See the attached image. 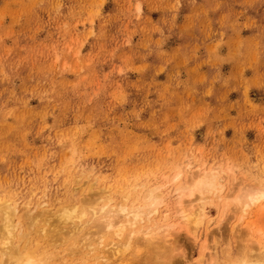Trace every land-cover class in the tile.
Instances as JSON below:
<instances>
[{
  "label": "rangeland",
  "instance_id": "374dc122",
  "mask_svg": "<svg viewBox=\"0 0 264 264\" xmlns=\"http://www.w3.org/2000/svg\"><path fill=\"white\" fill-rule=\"evenodd\" d=\"M187 169L220 186L193 234L174 230L179 264L264 247V200L234 201L264 190V0H0V198L30 210L28 241L44 226L71 256L86 229L70 236L63 209Z\"/></svg>",
  "mask_w": 264,
  "mask_h": 264
},
{
  "label": "bare ground",
  "instance_id": "6f19581e",
  "mask_svg": "<svg viewBox=\"0 0 264 264\" xmlns=\"http://www.w3.org/2000/svg\"><path fill=\"white\" fill-rule=\"evenodd\" d=\"M185 174L183 178L176 175L167 183L163 184V182L143 192L140 189V192L137 193L138 189L135 187L132 195L124 194L126 190L123 192L120 189L119 191L123 195L113 205H109L112 203L111 197L105 202H103L104 199L96 197L86 198L71 209H63L59 218L69 224L68 234L75 236L86 229V234L84 233L80 240H84L87 244L71 243L63 250L71 256L66 255L65 257L61 255V248L59 251L57 248L49 246L48 243L41 242L46 236L44 226L38 232L40 241L32 242L30 239L28 241L27 227L23 218L28 219L30 210L27 209L25 212H21L22 214L16 215L19 207L15 204H8L3 198H0V264H76V260L72 262L74 256L83 254L93 257L92 254H95L97 250H102L107 246H112V252L115 255L119 254L120 258L110 261L108 257L96 254L93 264H179L183 249L182 243L179 242L180 239L174 235L177 234L174 230H183L187 235L193 234L194 226L203 216L201 212L203 206L211 194H216L219 191L218 187L220 186H218L212 171L192 172L187 169ZM168 196L174 198L172 215L179 217L177 223L175 221L168 223L166 219L169 217L167 214L169 210H161V205L168 209L169 205L164 204L163 201V198L167 199ZM129 199L131 201L127 205L126 201ZM263 200L264 190L258 189H250L243 196L234 199L235 207L242 211L257 206ZM38 206L37 204L34 208H38ZM261 213L264 214V206ZM65 225L67 226V224ZM252 233L256 232L252 231ZM39 243L44 246L39 247ZM84 247L87 248L86 252H83L82 248ZM262 249H264L263 246L256 250L253 245L246 242L235 253H230L228 248L223 249L221 258H212L207 262L209 264H264ZM203 254L199 256L195 264H202ZM208 255L210 256L209 252ZM89 260L85 259L79 264H85Z\"/></svg>",
  "mask_w": 264,
  "mask_h": 264
}]
</instances>
